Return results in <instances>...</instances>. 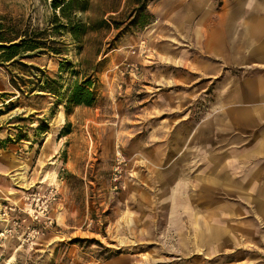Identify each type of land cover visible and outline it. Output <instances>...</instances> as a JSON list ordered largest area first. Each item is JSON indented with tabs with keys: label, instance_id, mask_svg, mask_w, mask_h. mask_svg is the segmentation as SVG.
Wrapping results in <instances>:
<instances>
[{
	"label": "rangeland",
	"instance_id": "1",
	"mask_svg": "<svg viewBox=\"0 0 264 264\" xmlns=\"http://www.w3.org/2000/svg\"><path fill=\"white\" fill-rule=\"evenodd\" d=\"M162 1L148 5L152 24L131 27L134 5L107 13L109 1L91 0L78 18L109 26L78 43L54 30L60 14L52 0H0L6 38L38 32L47 41L22 60L40 71L25 74L0 58V264H236L264 250L259 237L242 249H207L213 242L200 240L219 233L234 199L200 178L202 169L176 179L172 122L201 121L207 98L190 102L192 114H175L160 91L153 36ZM93 71L95 104L68 109L71 86ZM29 75L58 79L61 88L42 92ZM187 181L192 192L182 197ZM185 235L195 237L189 259Z\"/></svg>",
	"mask_w": 264,
	"mask_h": 264
},
{
	"label": "crops",
	"instance_id": "2",
	"mask_svg": "<svg viewBox=\"0 0 264 264\" xmlns=\"http://www.w3.org/2000/svg\"><path fill=\"white\" fill-rule=\"evenodd\" d=\"M159 6L153 54L160 91L173 100L175 114H192L190 102L207 98L201 121L172 122L176 179L202 169L200 178L234 199L219 233L200 240L213 242L207 249L220 242L248 248L243 243L258 237L264 245V0H163ZM186 183L182 197L192 192ZM184 223L193 227V218ZM184 237L189 259L195 237ZM234 263L264 264V250Z\"/></svg>",
	"mask_w": 264,
	"mask_h": 264
},
{
	"label": "trees",
	"instance_id": "3",
	"mask_svg": "<svg viewBox=\"0 0 264 264\" xmlns=\"http://www.w3.org/2000/svg\"><path fill=\"white\" fill-rule=\"evenodd\" d=\"M97 1H109L111 8L107 13H119L123 2L127 6L134 5L135 18L131 21L130 26H148L154 22V16L148 12V5L156 0H97ZM91 0H52V8L58 10L60 16H55L56 26L55 31L60 32L66 30L68 34L72 36L74 41L81 43L83 38L89 31H100L106 26H109L105 20H96L94 22H84L78 18V13H85L90 8ZM118 28V26H117ZM1 29V25H0ZM43 33L34 32L31 34H20L14 38H6L3 32L0 30V58L3 62H11L13 66L18 67L25 74H31L33 70H39L33 65H27L22 60L26 58H32L33 55H25L29 52H35L39 49L45 50L46 42L42 37ZM45 52V51H41ZM17 58V59H16ZM65 69V64H61V71ZM40 71V70H39ZM77 74V73H76ZM38 81V88L42 92H49L57 94L59 88V80L52 79L43 75L41 79L36 78ZM96 71L92 73H80V79L75 81L71 86L68 98L66 100L67 108L86 106L92 107L96 102V94L94 91L96 82ZM23 85L26 86L33 83L32 79L23 80ZM21 93V87L18 89Z\"/></svg>",
	"mask_w": 264,
	"mask_h": 264
},
{
	"label": "bare ground",
	"instance_id": "4",
	"mask_svg": "<svg viewBox=\"0 0 264 264\" xmlns=\"http://www.w3.org/2000/svg\"><path fill=\"white\" fill-rule=\"evenodd\" d=\"M60 123L61 124L63 123V117L60 118ZM47 178L48 180H50V182H54L56 178L55 173L54 174L50 173Z\"/></svg>",
	"mask_w": 264,
	"mask_h": 264
},
{
	"label": "built area",
	"instance_id": "5",
	"mask_svg": "<svg viewBox=\"0 0 264 264\" xmlns=\"http://www.w3.org/2000/svg\"><path fill=\"white\" fill-rule=\"evenodd\" d=\"M143 52H145V51H143ZM9 232L12 233V230H9ZM1 236H4V233H2Z\"/></svg>",
	"mask_w": 264,
	"mask_h": 264
}]
</instances>
